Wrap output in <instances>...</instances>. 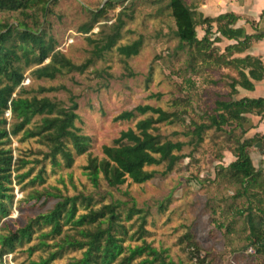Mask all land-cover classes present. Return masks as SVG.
Here are the masks:
<instances>
[{
	"label": "trees",
	"instance_id": "1",
	"mask_svg": "<svg viewBox=\"0 0 264 264\" xmlns=\"http://www.w3.org/2000/svg\"><path fill=\"white\" fill-rule=\"evenodd\" d=\"M54 1L0 0V12L18 15L14 23L6 19L0 20V259L3 254L12 253L36 236L37 242L26 247L27 253L30 255L35 250H46L48 253L45 257L32 261V264H50L69 251H78L79 256L76 259L71 257L62 264H183L171 260L163 249L145 243L142 239L145 233L144 212L129 207L124 218H121L116 201L95 206L96 202L91 195H64L58 190L52 192L44 188L43 191L33 190L28 198L35 201H39L41 196L56 199L49 208L27 217L21 225L13 228L4 220L8 216V205L12 202V181L20 184L27 179L30 185L43 182L41 168L31 175L35 160L20 157L12 160L8 146L11 137L20 134V141L34 138L41 142L47 148L45 157L54 166L63 164L70 167L73 153L81 154L88 146L87 137L78 134L73 126L74 118L77 117L74 111L75 101L71 100L67 107H63L48 96L27 95L21 85L24 72L29 69L32 78L50 80L73 71L82 73L108 50L114 48L118 56L126 60L136 55L142 44L140 36L128 43L116 44L120 38V29L124 26L122 16L131 18V13L126 12V9L132 7L135 0H129L115 15L114 21L104 25L108 26L106 32H103L104 27L99 29V39L85 37L91 46L89 56L84 62L76 63L56 49L55 38L47 33L38 19L39 15L49 13L48 5ZM145 2L162 3L174 22L173 33L178 46L191 49L200 57L201 62L209 63L213 60L216 66H230L236 71V77H231L228 82L230 92L227 97L214 99L211 112L206 116L207 122H192L193 128L188 129L186 134L190 137V143L198 144L205 131L214 128L229 142L233 159L225 166H218L216 175L235 187L232 196L234 199L246 197V206L238 210L237 214L243 215L249 229V246L255 245V252L264 256V168L255 166L249 156V151L254 146L260 152L264 151V133L250 134L252 126L244 125L248 121L245 116L248 113L264 117V98H235L237 85L251 90L253 85L249 79L264 78V65L249 54L243 58L232 56L245 49L251 39L260 38L264 34H246L238 39L241 29L233 27L235 16L221 14L211 18L203 17L185 0ZM110 4L111 0H106L95 10H88L87 20L79 24L77 31L88 33L92 30L104 17ZM214 22L217 23L216 29ZM221 37L233 40L234 43L227 44L212 59L214 43H218ZM191 55L193 58L194 55ZM54 89L40 86L38 92ZM5 110L9 111V119L4 115ZM137 115L144 117L135 120ZM35 116L39 117L38 121L29 126ZM177 119L175 112L145 103L119 112L113 120H135L132 127L121 130L109 144H102L100 157L87 158V164L82 167L85 175L92 185L97 186L101 179L111 189L125 181L139 184L149 180L154 174L152 169H147L151 166L164 165V172L170 171L183 157L178 152L184 142L162 138L159 126L173 124ZM27 164L30 166L21 171ZM164 204L159 206L160 210ZM133 215H136L137 223L135 230L128 234L123 221H129ZM67 228L72 233L65 232ZM191 238L189 232L181 237L188 243L190 257L202 264L203 259L198 261L200 250ZM131 239L141 242L132 246L123 244L125 240ZM48 240L52 242L49 243Z\"/></svg>",
	"mask_w": 264,
	"mask_h": 264
},
{
	"label": "rangeland",
	"instance_id": "2",
	"mask_svg": "<svg viewBox=\"0 0 264 264\" xmlns=\"http://www.w3.org/2000/svg\"><path fill=\"white\" fill-rule=\"evenodd\" d=\"M104 1L55 0L48 5L49 13L39 15L38 19L47 33L55 38L56 49L70 60L82 63L91 49L85 37L99 39V29L104 27L103 32H106L108 26L104 25L111 24L120 8L127 5L129 0H111L104 17L94 29L88 33L77 31L79 24L87 20L88 10H95ZM126 12L131 13V18L122 16L124 26L120 29L116 44L128 43L140 36L142 44L136 55L124 60L113 48L104 52L82 73L73 71L51 80L32 78L29 69L24 72L21 85L27 95L48 96L63 107H67L71 100L75 101L77 117L73 126L78 134L87 137L88 146L81 154L73 153L70 167L63 164L54 166L45 157L47 148L41 142L34 138L20 141V134L11 137L8 146L12 160L18 157L35 160L31 175L41 168L43 182L30 185L27 179L20 184L12 181V202L4 219L6 224L10 228L21 225L27 217L42 213L56 201L43 196L39 201L29 199L33 190H58L64 195L81 193L91 195L95 206L118 202L121 218H124L129 207L140 209L145 213L142 239L157 249H163L174 262L199 264L190 257L188 243L181 239L189 232L191 240L200 250L198 261L203 259L202 264H264V256L255 252V245L248 244L249 229L243 215L237 214L246 206V197L234 199L235 187L216 175L218 166H225L233 159L229 142L214 128L206 130L198 144L190 143V137L186 134L188 129L193 128L192 122H207L206 116L211 112L214 99L227 97L230 92L228 82L231 77H236L235 69L216 66L213 60L201 62L191 49L178 46L173 33L174 22L162 3L149 4L145 0H135ZM17 18L16 13L0 12V20L14 23ZM221 47V43H214L212 59L213 55L222 52ZM40 86L55 89L38 92ZM144 103L176 113L178 119L173 124H160L159 134L164 139L184 142L178 152L183 157L168 172H164V165L147 168L152 169L154 174L143 183L125 181L110 189L100 179L97 186L92 185L82 168L87 164V158L100 157L102 144H109L121 130L132 127L136 119L144 117L137 115L134 121H114L116 114ZM4 115L9 119L8 111L5 110ZM38 118L33 117L29 126L35 124ZM68 147L73 152L70 143ZM256 147L249 151V156L255 166L264 168V151L260 152ZM29 166L27 164L21 171ZM162 204L163 209L160 210ZM135 217L133 215L129 221H123L128 234L135 230ZM64 231L72 233L69 228ZM36 242L35 236L12 253L3 254L0 264H32L39 257H45L48 253L46 250H35L30 255L27 253L26 247ZM47 242L51 243L52 240ZM140 242L131 239L123 244L132 246ZM78 256V251L64 252L50 264H62Z\"/></svg>",
	"mask_w": 264,
	"mask_h": 264
},
{
	"label": "crops",
	"instance_id": "3",
	"mask_svg": "<svg viewBox=\"0 0 264 264\" xmlns=\"http://www.w3.org/2000/svg\"><path fill=\"white\" fill-rule=\"evenodd\" d=\"M196 12L200 13L203 17H216L221 14H231L235 16V24L233 27L241 29L238 39H242L246 34H264V0H187ZM217 23L214 22L216 29ZM200 29V26L197 27ZM222 51L227 44L234 43L233 40H227L225 38L220 39ZM246 54L255 57L260 60L264 65V36L251 39L245 49L239 52H235L232 56L243 58ZM246 72V69H244ZM253 85V88H242L236 86L237 93L236 99L243 97L250 98H264V78L261 80L249 79ZM248 118V126L250 125V134L259 132L264 133V117L254 114H246ZM251 118V119H249ZM259 118H262L259 120ZM247 126V127H248Z\"/></svg>",
	"mask_w": 264,
	"mask_h": 264
},
{
	"label": "built area",
	"instance_id": "4",
	"mask_svg": "<svg viewBox=\"0 0 264 264\" xmlns=\"http://www.w3.org/2000/svg\"><path fill=\"white\" fill-rule=\"evenodd\" d=\"M94 29V28H93ZM6 111H8V110H6ZM8 115H9V111H8ZM249 252H250V250H249Z\"/></svg>",
	"mask_w": 264,
	"mask_h": 264
}]
</instances>
